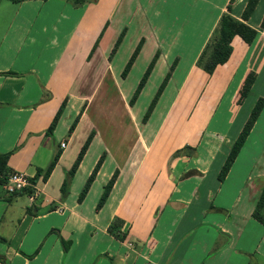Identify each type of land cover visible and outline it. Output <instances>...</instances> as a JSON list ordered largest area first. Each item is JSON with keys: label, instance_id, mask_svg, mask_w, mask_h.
Listing matches in <instances>:
<instances>
[{"label": "crops", "instance_id": "crops-1", "mask_svg": "<svg viewBox=\"0 0 264 264\" xmlns=\"http://www.w3.org/2000/svg\"><path fill=\"white\" fill-rule=\"evenodd\" d=\"M229 1L215 5L208 34L189 67L177 74L178 57L165 89L142 122L179 55L171 57L150 38L157 31L155 14L143 12L139 0H97L82 6L65 0H0V74H17L0 75V154L12 152L8 176L17 171L30 180L60 152L47 180L39 179L31 193L9 198L12 194L4 189L7 179L0 184V237L5 240L0 242V264H264V226L252 217L264 189V107L224 181L217 180L254 103L264 99V29L260 28L264 0H258L248 20L242 14L249 0H234L227 13ZM240 22L257 32L250 45L233 37ZM196 25L204 29V24ZM123 30L121 43L110 55ZM228 42L231 55L218 65ZM126 44L127 62L139 44L140 48L122 77L119 69L112 73L109 67ZM156 53L146 82L130 103L140 80L129 87L124 83L142 55L146 60L141 77ZM235 53L237 65L228 68ZM249 75L253 78L249 92L240 99ZM107 79L121 103L117 118L110 122L111 133L116 145L132 139L125 154L117 146L114 150L87 118L88 95L98 87L104 90ZM210 80L212 92L202 97ZM145 97L144 105L138 106ZM199 103L198 130L197 123H191ZM207 108L209 114L203 116ZM210 126L213 130L205 136ZM89 136L63 193L61 186ZM102 155L79 202V193ZM115 171L109 195L96 210L103 186ZM15 207L19 212L12 218ZM4 225H14L15 245H7ZM59 237L70 242L66 253ZM35 251L31 259L24 256Z\"/></svg>", "mask_w": 264, "mask_h": 264}, {"label": "rangeland", "instance_id": "rangeland-1", "mask_svg": "<svg viewBox=\"0 0 264 264\" xmlns=\"http://www.w3.org/2000/svg\"><path fill=\"white\" fill-rule=\"evenodd\" d=\"M222 1L223 0H139L143 12L149 10L151 13L155 14V26L157 31L155 32L154 37L152 36L150 38H154L156 41H159V45H161L163 50L167 51L168 55H171V57H173L175 54L179 55L175 58L181 57L179 72L177 74H180V72L189 67L206 35L208 34V28L210 27L211 23L209 22V20L211 19V12L216 8L215 5H218L219 2L221 3ZM200 10H203V14L200 12ZM185 15H187L188 17L187 20H189V25L184 24L186 20ZM172 22H177L179 24L172 26ZM196 23L200 25L204 24V29L198 28V25H196ZM145 36H147V32H145ZM128 51L129 47L127 44L119 50V52L113 57L112 63H110V72L114 73L119 69L122 73L127 64ZM237 57L238 54L235 53V55L229 61L228 68H230V66L232 67L233 65H237ZM179 58L176 62V65L179 62ZM145 60L146 59L144 58V55H142L136 62L135 66L128 76V79L124 83L125 87L131 86L135 81L136 84L138 83L143 72L142 69H144L143 67L145 65ZM100 65L101 64L99 63L96 64L98 68L100 67ZM157 81V76L153 77V82L157 83ZM105 82L107 86L106 88L103 87L104 90H101L102 87H98L93 94L88 95L89 109L87 112V118L91 122L95 123L99 131H102L103 136H105L109 140V145L113 147L114 150L117 146V148L119 147V153H122L124 150L123 153L125 154L132 139L131 137H127L126 142L124 139V142H120L118 145H116V141L114 140L115 133H111L113 128L110 122L114 121L115 118H117V112H119L117 110V106H120L121 103L119 101V95H117L115 87L113 86V82L110 79H107ZM167 82L165 84V87L167 85ZM213 82V80H210L207 86L204 87L202 97L209 95V90L212 92ZM171 93L172 92L170 86L167 98L170 97ZM145 101H147V97H145L144 101H142V103L138 106L142 107ZM201 105L202 104L199 103L194 115L195 117L192 121L193 123H191V126L194 123H197L194 129L198 130L199 125L198 121L196 120V116L200 111ZM207 109L206 111L202 112L203 116H207L209 114V108ZM126 120L127 117L125 116V122ZM212 127L210 126L208 131L205 132V136L208 135L209 131L213 130ZM221 129H224L223 126ZM262 162L264 163V160ZM21 198L23 200H26L25 196H21ZM15 209L16 207L13 208L12 218L16 217L17 213L19 212L18 209H16V211ZM13 227L14 225H4V227H2V231L4 232L3 235L8 239L7 245L10 243L12 245H15V241L12 239V236L14 234Z\"/></svg>", "mask_w": 264, "mask_h": 264}, {"label": "trees", "instance_id": "trees-1", "mask_svg": "<svg viewBox=\"0 0 264 264\" xmlns=\"http://www.w3.org/2000/svg\"><path fill=\"white\" fill-rule=\"evenodd\" d=\"M11 2H14V3H19V2H22V1H25V0H9ZM42 1H46V0H42ZM69 3H71L72 5L74 6H82L84 5L85 3H93L97 0H65ZM234 0H230L227 7H226V11L227 13H229L231 11V7H232V4H233ZM258 0H249L244 11H243V14H242V18L244 20H248L251 16V14L253 13V10L257 4ZM260 28L261 29H264V16L261 20V23H260ZM124 30L120 33V35L118 36L113 48H112V51H111V54L112 55L116 49L118 48L119 44L121 43V40L123 38V35H124ZM256 31L252 28H250L249 26H247L245 23L243 22H240L237 24V26L235 27L234 31H233V37H238L239 39H241V41H243L245 44L247 45H250L253 40L255 39L256 37ZM98 43V39L97 41L95 42L92 50H94L96 48V45ZM139 48H140V44L136 47L135 51L133 52L132 56L130 57L129 61L127 62L123 72H122V77H124L127 73V71L129 70L132 62L134 61L138 51H139ZM231 52H232V48H231V45L230 43L228 42V44H226L224 46V48L222 49L221 53H220V56L218 58V61H217V64L218 65H223L224 63H226L231 55ZM157 53L154 55V57L152 58V60L150 61V63L148 64L143 76L141 77L138 85H137V88L130 100V103H133L134 100L137 98L141 88L143 87L144 83L146 82L154 64H155V61L157 59ZM176 62H177V58L174 59L172 65H171V68L169 70V72L165 75L164 79L162 80L160 86L158 87L152 101L150 102L146 112L144 113V116L142 118V122H145L147 120V118L149 117L155 103L157 102L158 98L160 97L164 87H165V84L166 82L169 80V77H170V73L174 70L175 68V65H176ZM0 75H9V76H17V74H14V73H2ZM252 75H249L245 81H244V84L242 86V89L240 91V99L245 97L248 92H249V88H250V85L252 83ZM63 107H64V102L60 105L58 111L56 112L49 128L47 129V133L50 134L57 121H58V118L59 116L61 115L62 113V110H63ZM264 107V99L263 98H260L258 99L251 111H250V114H249V117L248 119L246 120L245 124L243 125L239 135L237 136L236 140L233 142L230 150H229V153L223 163V165L221 166L220 170H219V173L217 175V180L218 182L221 184L225 177L227 176V173L229 172L235 158L237 157V155L239 154L247 136L249 135L254 123L256 122L259 114L261 113L262 109ZM78 121V118H75V120L73 121V123L71 124L69 130H68V135H70L73 131V129L75 128V125ZM90 139L91 137L89 136L87 138V140L85 141V143L83 144V146L81 147L78 155H77V158L76 160L74 161L71 169L68 171L67 173V176L61 186V191L64 193L69 185V181L70 179L72 178L75 170L77 169L78 167V164L79 162L82 160L83 158V155L87 149V146L90 142ZM12 152H9V153H6V154H0V184H3L7 177H8V170H7V160L9 158V156L11 155ZM59 155H60V152H56L52 159L50 160V162L48 163V165L46 166V168L44 169H37L36 170V173L35 175L33 176V178L30 179V183L31 185H34L36 184V182L41 179L43 182H45L47 180V178L49 177L51 171L53 170V168L55 167L56 163H57V160L59 158ZM104 159V155H102L99 160L97 161L96 165L94 166L93 168V171L92 173L90 174V176L87 178L86 182L84 183V186L82 188V190L80 191L79 193V196H78V201L80 202L84 196L86 195L94 177H95V174L97 172V170L99 169L102 161ZM117 176V171H115L112 175V177L110 178V180L103 186V189H102V193L100 195V198L97 202V205H96V210H99L102 205L105 203L108 195H109V192H110V189L115 181V178ZM31 189L28 188L26 189L24 192H20V193H15V194H12L10 195L9 198H13V197H16V196H19V195H22L23 193H31ZM264 210V189L262 190L260 196H259V199L256 203V206L252 212V217L257 220L259 223H261L263 226H264V214L262 213V211ZM60 238V243L62 245V248H63V252L66 253L68 248H69V245H70V242H67V241H64L61 237ZM0 242L1 243H4L5 240L3 238L0 237ZM37 254V251H35L33 254L31 255H24L27 259H31L33 258L35 255Z\"/></svg>", "mask_w": 264, "mask_h": 264}, {"label": "built area", "instance_id": "built-area-1", "mask_svg": "<svg viewBox=\"0 0 264 264\" xmlns=\"http://www.w3.org/2000/svg\"><path fill=\"white\" fill-rule=\"evenodd\" d=\"M64 147L65 144H61V148ZM31 186L30 180L26 174L15 171L8 176L4 189L8 194H15L22 192Z\"/></svg>", "mask_w": 264, "mask_h": 264}]
</instances>
